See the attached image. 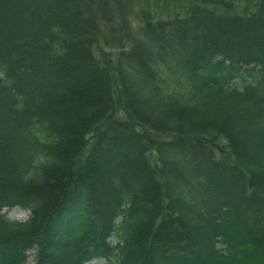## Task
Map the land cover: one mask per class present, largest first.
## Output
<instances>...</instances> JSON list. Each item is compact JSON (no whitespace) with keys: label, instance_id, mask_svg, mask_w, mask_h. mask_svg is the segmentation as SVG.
<instances>
[{"label":"trees","instance_id":"16d2710c","mask_svg":"<svg viewBox=\"0 0 264 264\" xmlns=\"http://www.w3.org/2000/svg\"><path fill=\"white\" fill-rule=\"evenodd\" d=\"M32 251L264 264V0H0V264Z\"/></svg>","mask_w":264,"mask_h":264},{"label":"rangeland","instance_id":"374dc122","mask_svg":"<svg viewBox=\"0 0 264 264\" xmlns=\"http://www.w3.org/2000/svg\"><path fill=\"white\" fill-rule=\"evenodd\" d=\"M137 1H139V0H137ZM8 215L12 219L25 221L30 216V213L28 211L22 210L20 208H15V209L9 211ZM117 242H118V239L115 236H113L112 239H111V243L113 245H116ZM34 255H35V252L32 251L30 253L29 264H35L34 263ZM89 264H111V263H109L106 260H97V261H93V262H91Z\"/></svg>","mask_w":264,"mask_h":264}]
</instances>
